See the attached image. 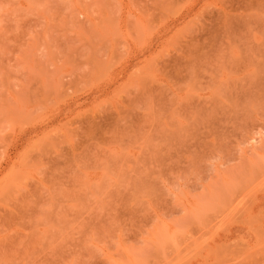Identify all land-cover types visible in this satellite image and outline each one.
I'll return each mask as SVG.
<instances>
[{"label": "rangeland", "instance_id": "374dc122", "mask_svg": "<svg viewBox=\"0 0 264 264\" xmlns=\"http://www.w3.org/2000/svg\"><path fill=\"white\" fill-rule=\"evenodd\" d=\"M0 264H264V0H0Z\"/></svg>", "mask_w": 264, "mask_h": 264}]
</instances>
